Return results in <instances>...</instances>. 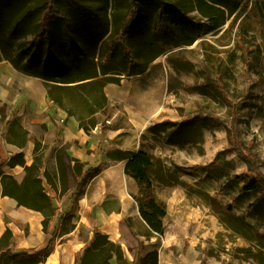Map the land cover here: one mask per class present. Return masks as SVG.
Wrapping results in <instances>:
<instances>
[{"label": "rangeland", "instance_id": "374dc122", "mask_svg": "<svg viewBox=\"0 0 264 264\" xmlns=\"http://www.w3.org/2000/svg\"><path fill=\"white\" fill-rule=\"evenodd\" d=\"M20 1L26 2L25 14L31 11L38 15V4L44 0ZM246 2L251 12L244 6ZM58 3L65 19L42 41L36 43L30 33H16L23 50L15 51L21 56L11 51L9 57L17 77L15 90L20 91L30 76L42 77L53 86L69 80L79 83L97 71L100 79L118 80V84H110L113 90L109 96L104 88L103 97L95 86L62 95L66 108L76 116L101 112L100 142L121 130L117 138L100 143L97 152L143 151L150 158L148 179L143 181L124 170L126 161L103 157L109 173L117 175L119 166L123 168L118 178L131 197L129 220L147 244L144 254L158 249L161 264H264V209L250 208L258 193H242V178L264 175V0H244L233 16L221 9L213 12L212 19L200 14L198 0ZM134 11L138 18L125 40L131 60L122 42L106 56L110 42L123 33L127 14ZM161 13L168 14L174 26L173 35L165 40L154 35ZM2 23L0 40L14 38L13 28L6 21ZM190 38L195 39L191 45L187 42ZM150 43H154V51ZM236 104H241V119L235 137L247 159L240 156L229 136ZM205 117L218 118L226 126L212 125ZM176 128L179 134L173 135ZM92 130L85 125L89 136H94ZM7 134L8 129L0 124L1 142ZM39 140L50 149L57 145L46 130L39 134ZM83 147L87 151L89 143ZM51 157L47 153L46 166ZM217 158L223 169L216 173L200 170L189 174L183 170L208 166ZM21 172L11 176L0 173L8 191L25 205L49 206V186L39 170ZM54 176L59 178L58 169ZM148 196L166 212L162 234L152 233L142 218L149 210ZM232 215L247 222L242 233L225 223Z\"/></svg>", "mask_w": 264, "mask_h": 264}, {"label": "crops", "instance_id": "0c3cea01", "mask_svg": "<svg viewBox=\"0 0 264 264\" xmlns=\"http://www.w3.org/2000/svg\"><path fill=\"white\" fill-rule=\"evenodd\" d=\"M17 50H23L19 39L7 37L4 40V38H1L0 124H4L7 129V122L19 120V123L21 122V126L27 132L28 141L25 147L20 148L10 143L6 146L5 141L7 142V140L5 138L2 142L0 141V149L7 153L9 157L23 154L25 167L21 165L10 167L7 164L0 163L1 176L21 174V171L26 174L29 173L28 169H31L34 163L36 143L42 144L39 140V134L43 130H46L51 142H55L59 129H61L62 135V142L54 145L52 149L48 148L45 158L47 153L57 149L76 161L86 163L87 169L91 168L94 165L97 153H99L97 149L100 143L105 144L106 141L110 142L111 139L117 138L121 130L114 131L112 138L100 142L97 132L102 123L101 112L93 113L83 119H79L75 115H69L50 100L45 83H51V81L44 80L42 77H27V81L20 91H16L17 77L14 76L12 68L9 66L11 65L9 57L11 51L21 56V52L15 53ZM63 65L64 61L62 60L61 66L63 67ZM61 69L66 71V68ZM86 72L88 71L86 70ZM144 73L145 71L141 72V74ZM84 78L86 79L79 83L62 85H81L100 79L98 71ZM112 90L111 85H107L105 94L109 96ZM12 114H14V117H11ZM85 125L93 129L94 136H89L85 132ZM88 143L89 148L86 151L83 145L86 144L87 146ZM113 150L116 149H107L105 154ZM106 158L105 155L104 159L106 160ZM107 159L111 161V159ZM105 160H103L100 169L97 168L98 172L88 179L84 187V193L78 200L72 220L75 225L74 230L70 233H59L53 253L39 262L34 259L27 261V263H20L6 256L0 259V264H76V260L83 255L86 247L93 242L96 233L108 236L111 242L122 248L125 259L130 264H137L139 244L141 242L145 244V242L142 235L138 234L130 223L131 197L124 191L121 178H118L121 176L122 169L125 170L127 162L124 163L123 168L119 166V174L114 175V173H109L106 170L107 163L104 162ZM48 162L49 165L44 164V166L54 176V172L58 169L57 161L52 156ZM95 164L98 166L97 163ZM5 168H9L11 172H8ZM54 177L56 178V176ZM54 204L57 208H60L58 213L61 212L62 203L55 201ZM43 209L25 205L22 200L8 191L0 178V254L7 249H11L12 254L22 252H29L30 254L31 251H39L47 247L49 236L44 232V216L41 213ZM55 225L56 218L50 221L49 232L54 230ZM8 229L12 232L13 237L7 245L2 242V237ZM153 250L155 248L151 251ZM111 264L118 263L116 259H112Z\"/></svg>", "mask_w": 264, "mask_h": 264}, {"label": "trees", "instance_id": "16d2710c", "mask_svg": "<svg viewBox=\"0 0 264 264\" xmlns=\"http://www.w3.org/2000/svg\"><path fill=\"white\" fill-rule=\"evenodd\" d=\"M244 0H198V11L200 14L207 19L213 18L214 11H228L229 16H233L236 14L243 4ZM59 0H44L42 3L38 4V15L37 13L33 14L31 11L25 14L24 8L26 2L22 3L20 0H0V26L3 24L2 22H7V24L13 28V35L15 36L14 39H19V36L16 33H30L32 36L33 41L36 43L42 41L46 36L50 34L52 28L55 24L64 21L65 16L62 9L59 6ZM161 4H163L161 2ZM24 5V6H22ZM164 5V4H163ZM246 8H249V12L252 11L250 8L249 3H245ZM30 9H34L33 7H28ZM163 8V6H162ZM23 10V11H22ZM23 13V15H22ZM30 13V14H29ZM180 14V13H178ZM257 14V13H256ZM258 18L263 19V15L258 13ZM264 14V10H263ZM168 14L165 15L161 13L159 18L154 24V35L157 37L156 39L165 40L167 37L170 38L173 33V23L168 18ZM184 17V16H183ZM138 18V12L134 11L133 13L129 12L125 19V25L123 27V33L115 37L111 42L106 51V56H110L112 54L114 45L117 42H122L124 49L127 51V54L131 60L132 56L130 54L128 45L126 44L125 40L128 38L130 34V30L133 28L136 20ZM185 18V17H184ZM178 21V18H177ZM172 33V35H171ZM105 34L107 32L105 31ZM183 39V38H181ZM20 40V39H19ZM188 44L191 45L195 42V39H188ZM183 43V42H181ZM180 45V44H178ZM149 46L154 51L156 47L154 43H150ZM116 78L114 77H105L102 79H98L86 84L81 85H71V86H53V84L45 83V87L48 91V97L51 101L57 104L60 108L66 111L69 115H75L72 111L68 110L65 106L63 100V92L65 91H82L83 88L87 86H95L99 92L102 93L104 88L108 84L117 83ZM64 84H74L76 80H69L67 82H63ZM83 85V86H82ZM56 90L58 94H54L52 91ZM97 97L95 101L97 102ZM105 99V98H104ZM99 105V103H97ZM240 105L236 104L234 106V118L231 121L229 127L230 139L235 149L239 151L240 156H243L245 159L246 153H242L240 148V144L237 143L236 140V127L241 119L240 116ZM98 112L97 110L91 111L90 115L93 113ZM89 115V116H90ZM76 116V115H75ZM79 119L85 118L84 116H78ZM205 119L212 125H223L226 126V122L222 121L218 118H210L205 117ZM188 122V121H187ZM8 134L6 136V140L10 144H14L23 148L26 146L28 141L27 132L19 123V120H14L13 122L6 123ZM179 127V126H178ZM179 134V128L175 129L173 135ZM62 142V135L61 129L58 130L57 137L55 143ZM48 150L47 147L42 146L40 143H36L35 151H34V163L31 169H28L29 173L32 171L39 170V175L42 176L49 186L50 195L47 196V200L49 206L41 210V213L44 216L43 220V227L44 232L48 234L49 240L48 245L46 248L39 250V251H31L29 252H22L18 254H12L11 249H7L3 253L0 254V259L3 257H10L14 260L19 261L20 263H27L29 260H36V262L41 261V259L45 258L46 256L53 253L55 249L56 239L59 236V233H70L74 230L75 225L72 223L74 218V212L77 208L78 200L81 195L84 193V187L90 177L93 174L97 173V168L100 169L101 165L103 164V157L106 155L107 158L111 160L117 161H126V172H131L136 179H141L146 181L148 179L147 172L148 168L151 166V161L148 155L143 151H138L135 153H130L129 151L116 149L110 151L105 154L104 151H99L97 153L96 158L94 160V165L91 168L87 169V164L82 163L80 161H76L65 153L60 150H52L50 153L52 156L55 157L58 166L59 178H55L44 166L45 160V153ZM0 163L7 164L10 167H14L16 165H21L25 167V161L23 159V154H17L15 156L9 157L7 153L1 151L0 149ZM97 163L98 166L95 164ZM223 169L222 163L220 158L216 159L215 163H212L208 166L200 167L195 166L192 168L183 169L186 173L189 174H197L198 171L204 170L208 172H214ZM42 171V172H41ZM243 186H242V193H258V198L255 200L251 209L256 207H261L264 209V175L257 174L255 177L248 176L247 178H242ZM151 187L149 186V189ZM66 198L63 201V198ZM148 202L149 210L143 213V220L148 225L150 231L155 234H162L163 233V222L162 219L166 216V212L161 209L158 204L155 202L152 196L146 197ZM57 201L58 203H62L63 208L62 211L58 213L60 208H57L54 202ZM227 220L225 223L230 227L232 230L236 231L237 233L243 230V228L247 225V223L241 217H234L227 216ZM56 218V225L52 232H49V223L51 220ZM245 229V228H244ZM61 230V232H60ZM259 235L260 233L257 232ZM144 236L150 238L151 234H144ZM13 235L12 232L8 229L2 237V242L7 244L12 239ZM145 244L141 242L138 248V259L137 264H160V252L158 249L150 251L146 254L145 252ZM116 259L118 264H130L127 259H125L124 252L122 248L111 242L108 236L96 233L93 242L86 247L82 256H80L76 260V264H111V260Z\"/></svg>", "mask_w": 264, "mask_h": 264}]
</instances>
